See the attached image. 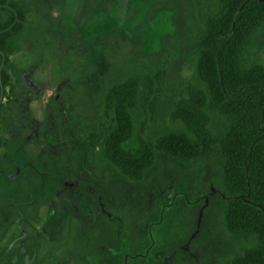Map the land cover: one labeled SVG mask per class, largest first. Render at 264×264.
I'll use <instances>...</instances> for the list:
<instances>
[{"label": "rangeland", "instance_id": "obj_1", "mask_svg": "<svg viewBox=\"0 0 264 264\" xmlns=\"http://www.w3.org/2000/svg\"><path fill=\"white\" fill-rule=\"evenodd\" d=\"M18 1L28 25L19 51L6 53L18 83L8 69L14 94L0 102V137L16 135L41 162L54 158L63 183L19 220L0 200L10 264H231L247 243L204 212L215 158L172 164L157 153L132 181L104 154L115 126L104 95L129 77L140 82L132 128L143 141L184 131L172 113L204 89L197 43L216 0H128L114 18L110 0ZM244 56L264 66V30Z\"/></svg>", "mask_w": 264, "mask_h": 264}, {"label": "trees", "instance_id": "obj_2", "mask_svg": "<svg viewBox=\"0 0 264 264\" xmlns=\"http://www.w3.org/2000/svg\"><path fill=\"white\" fill-rule=\"evenodd\" d=\"M27 14L21 2L0 0V102L6 90L14 94L8 69L18 83L6 53L19 51ZM202 27L197 75L204 89L189 90L172 113L184 131L163 135L153 145L143 141L132 128L140 82L129 77L104 95L115 124L104 141V154L132 181L141 179L157 153L172 164L215 158L218 177L210 184L213 192L207 185L203 190L208 195L204 212L220 216L233 238L247 243L231 264H264V66L244 56L264 30V0H216ZM62 183L54 158L41 162L26 153L16 135L4 142L0 137V200L8 203L17 220L47 201ZM175 191L183 189L177 186ZM9 259L0 251V263L10 264Z\"/></svg>", "mask_w": 264, "mask_h": 264}, {"label": "flooded vegetation", "instance_id": "obj_3", "mask_svg": "<svg viewBox=\"0 0 264 264\" xmlns=\"http://www.w3.org/2000/svg\"><path fill=\"white\" fill-rule=\"evenodd\" d=\"M110 1H111L110 2V9L108 10V14L111 17H112V14H113V18L116 16V13L118 11L125 9L127 7L128 3H129L128 0H110Z\"/></svg>", "mask_w": 264, "mask_h": 264}]
</instances>
